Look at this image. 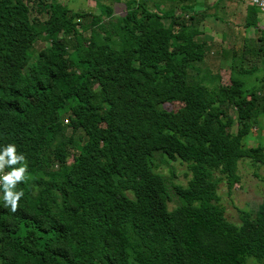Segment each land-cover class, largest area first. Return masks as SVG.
I'll use <instances>...</instances> for the list:
<instances>
[{"label":"trees","instance_id":"trees-1","mask_svg":"<svg viewBox=\"0 0 264 264\" xmlns=\"http://www.w3.org/2000/svg\"><path fill=\"white\" fill-rule=\"evenodd\" d=\"M94 1L0 0V148L14 143L30 173L15 213L0 193V264H264V201L235 224L218 194L241 161L264 168V145L244 144L264 115V76L245 79L264 72L246 65L264 64L260 11L224 84L195 65L224 0ZM176 160L187 186L159 173Z\"/></svg>","mask_w":264,"mask_h":264},{"label":"rangeland","instance_id":"rangeland-1","mask_svg":"<svg viewBox=\"0 0 264 264\" xmlns=\"http://www.w3.org/2000/svg\"><path fill=\"white\" fill-rule=\"evenodd\" d=\"M57 2H64L70 5L75 11H84L90 13H97V7L94 0H54ZM213 1V0H212ZM243 0H224L218 6L217 14L221 17L219 26L214 23L215 19H208L211 21L207 22L205 25L204 32L206 35H213L220 40L217 41L214 39H207L209 42V50L206 56V59L203 63L195 64L196 67L201 72L209 71L211 74L216 75L217 73L221 75V80L224 84L229 82L230 70H229V60L226 56L228 52L231 55V50L235 49L238 52L240 57L243 51V42L242 36L238 32L243 31L245 27L244 16L240 13L239 6ZM156 4L163 5L162 2H155ZM168 4L165 3V6L168 7ZM247 4V3H246ZM153 4L150 3V6ZM248 6H252L247 4ZM254 7V6H253ZM227 10V12L225 11ZM114 13L116 16H122L126 14V6L124 4H114ZM229 19V20H228ZM226 22V23H225ZM231 22V23H230ZM259 22L261 28H264V16L259 14ZM228 23V24H227ZM239 26V28H238ZM248 30V29H247ZM251 29L245 33V36H249V44L253 45V42L259 36L258 31ZM246 30H244L245 32ZM243 33V32H242ZM222 40V41H221ZM49 46L48 42L40 41L35 46V57H37L38 52L41 47ZM260 60V59H259ZM247 66H259L262 69L264 64L261 61L256 60L255 58L249 57V61L246 62ZM192 75H196V72H190ZM264 72L259 73L258 71L250 76H246L250 82V86L253 87L256 85L257 78L263 77ZM252 83V84H251ZM261 107H259V112H261ZM232 117L235 118V112L232 111ZM259 122L261 123L258 126L253 128L252 134L245 139L244 144L247 146H257L259 144L264 145V115L260 114ZM230 124V130L232 132L236 131V125ZM67 127L68 122L65 121ZM67 137L71 136V130L66 128ZM80 137H83L82 132H78L75 136V139L78 140ZM175 174V179L173 181L182 186H187L188 180L190 178V172L188 170L187 164L183 163L180 160L169 161L168 163H161L159 168V173L165 177L172 179V173ZM239 174L241 177L240 183L235 186L233 191L229 193L227 185L225 183L220 184L218 194L221 199V204L226 210L227 219L235 224L240 223V211H247L255 215L258 206L264 201V168L253 165L250 160H243L239 164ZM177 206L176 202L170 204V209H173ZM249 264H255L254 260H250Z\"/></svg>","mask_w":264,"mask_h":264},{"label":"clouds","instance_id":"clouds-1","mask_svg":"<svg viewBox=\"0 0 264 264\" xmlns=\"http://www.w3.org/2000/svg\"><path fill=\"white\" fill-rule=\"evenodd\" d=\"M29 176L26 157L18 152L14 143L0 148V193L4 206L13 213L19 209L20 201L25 196V192L17 190V186L26 182Z\"/></svg>","mask_w":264,"mask_h":264},{"label":"crops","instance_id":"crops-1","mask_svg":"<svg viewBox=\"0 0 264 264\" xmlns=\"http://www.w3.org/2000/svg\"><path fill=\"white\" fill-rule=\"evenodd\" d=\"M240 8H239V10H241L240 11V13L244 16V21L246 20V16H247V10H248V5L246 4V3H241L240 4V6H239ZM214 11V10H213ZM213 11H211L212 13H213ZM226 12H227V10H225ZM216 12V11H215ZM215 19L214 20V23L216 24V25H218L219 26V23H220V21L221 20H218V19H216V18H214V17H209L208 19ZM206 20V22H205V25H207V22L208 21H211V20ZM222 22V21H221ZM226 23V22H225ZM231 23V22H230ZM228 24V23H227ZM205 27V26H204ZM251 29H253V28H251ZM251 29H248V31L249 30H251ZM204 30V29H203ZM213 37H215V36H213V35H210V36H208V35H206V39H211V40H213L214 38ZM249 37V36H248ZM216 39H217V41L218 40H220L219 38H217V37H215ZM222 41V40H221ZM219 42V41H218Z\"/></svg>","mask_w":264,"mask_h":264},{"label":"built area","instance_id":"built-area-1","mask_svg":"<svg viewBox=\"0 0 264 264\" xmlns=\"http://www.w3.org/2000/svg\"><path fill=\"white\" fill-rule=\"evenodd\" d=\"M245 3L250 4L257 8L264 16V0H243Z\"/></svg>","mask_w":264,"mask_h":264}]
</instances>
